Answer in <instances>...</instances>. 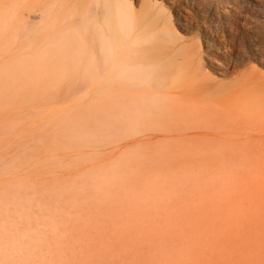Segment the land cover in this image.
Segmentation results:
<instances>
[{"label":"rangeland","instance_id":"374dc122","mask_svg":"<svg viewBox=\"0 0 264 264\" xmlns=\"http://www.w3.org/2000/svg\"><path fill=\"white\" fill-rule=\"evenodd\" d=\"M156 1L217 90L125 144L81 76L23 71L40 0H0V264H264V122L229 105L242 74L264 83V0Z\"/></svg>","mask_w":264,"mask_h":264},{"label":"bare ground","instance_id":"6f19581e","mask_svg":"<svg viewBox=\"0 0 264 264\" xmlns=\"http://www.w3.org/2000/svg\"><path fill=\"white\" fill-rule=\"evenodd\" d=\"M63 1L66 0H40L37 14L31 16L40 33L39 51L35 62L24 60L31 65L27 68L23 65V71L35 65L41 73L34 69L36 72L30 74L39 72L42 80L46 77L49 81L66 73L81 76L86 80L91 101L106 106L105 128L116 131L125 144L150 131L155 123L178 119L181 112L194 110L198 103L199 114L204 106L214 103L217 86L209 82L210 75L205 73L198 46L183 41L162 2L145 0L139 5L132 0H70V11L61 5L63 13L58 7ZM187 1L193 5V0ZM194 5L196 9L202 8L200 4ZM1 24L0 31L6 26ZM9 26L10 23L6 28ZM222 27H216V31L222 33ZM262 53L253 49L251 54L261 62ZM211 70L222 75L216 69ZM256 77L257 73L247 71L231 83L235 94L229 105L236 115L253 117L262 123L264 83Z\"/></svg>","mask_w":264,"mask_h":264}]
</instances>
